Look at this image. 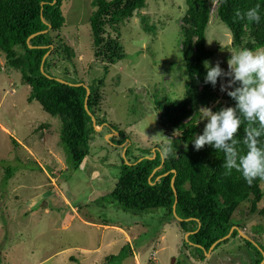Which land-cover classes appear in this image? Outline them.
Listing matches in <instances>:
<instances>
[{"label":"rangeland","instance_id":"obj_1","mask_svg":"<svg viewBox=\"0 0 264 264\" xmlns=\"http://www.w3.org/2000/svg\"><path fill=\"white\" fill-rule=\"evenodd\" d=\"M92 1L67 0L61 8L66 20L61 36L73 48L75 58L53 73L64 77L67 70L64 78L68 81L90 84L103 76L104 64L92 48ZM208 1L211 18L206 45L217 50L209 61L213 66L219 62L227 71L231 53L241 48L232 46L230 30L216 15L218 0ZM186 10V0H147L146 9L121 26L126 58L109 66L99 116L130 137L126 140L130 162L143 156L142 150L152 153L157 148L166 158V148L179 138L157 104L166 97L177 101L185 97L188 76L181 25ZM142 16L155 33L143 30ZM5 63L0 53V264H75L72 257L79 264H102L127 244L134 257L122 264H252L253 254L241 237L200 261L202 254L188 243V234L176 221H165L163 210L133 213L122 209L110 195L125 160L124 138L107 140V127L96 131L89 156L74 169L61 143L60 118L46 113L38 102L29 103L30 86L20 72L5 69ZM204 123L200 122L199 135ZM6 170L13 175L7 182ZM259 208H264V201ZM250 209L249 203L242 205L233 223L246 227L243 234L264 241V231L253 230L255 225L264 229V221Z\"/></svg>","mask_w":264,"mask_h":264},{"label":"trees","instance_id":"obj_2","mask_svg":"<svg viewBox=\"0 0 264 264\" xmlns=\"http://www.w3.org/2000/svg\"><path fill=\"white\" fill-rule=\"evenodd\" d=\"M66 1L0 0V53L6 60L5 69L20 72L22 81L30 86L28 102H38L46 113L60 118L61 143L72 160L73 168L78 169L89 156L90 141L96 133L92 116L85 108L86 87L91 90L88 107L97 127L107 125L109 132H118L124 140L130 139L117 126L105 118L100 119L99 114L105 103L103 88L109 66L126 58L121 45V26L146 9L147 0L92 1L94 10L89 18L92 48L95 58L104 66L102 78L90 84L83 80L68 81L64 78L68 77L66 69L64 77L53 73L62 63L71 64L75 58L73 48L61 36L66 24L61 8ZM186 5L181 25V52L188 76L185 97L182 101L166 97L164 103L157 104L168 126L180 134L179 138L169 146L172 150L167 152L166 158L158 148L160 151L155 154L142 150L144 155L130 162L127 158L131 149L128 148L121 174L110 197L122 209L133 213L163 210L165 221H176L183 233L189 234L187 241L201 252L200 261L216 242L236 227L231 237L219 243L213 251L241 237L245 248L253 254L252 264H261L264 260V241L256 236L247 235L250 240L243 238L239 231L246 232V227L233 223V218L242 205L249 203L251 214L258 213L264 221V208H259L264 201V180L257 178L249 185L240 173L235 170L229 173L223 167L222 152L207 145L197 151L191 143L200 133L201 108L210 107L218 111L222 107H234L235 101L220 92L219 81L216 88L204 84V61L211 60L217 53V50H209L206 45V31L211 18L209 1L186 0ZM257 5L261 14L259 23L241 18L247 10ZM238 12L241 16H237ZM216 15L230 30L234 48L254 52L264 49V0H218ZM145 19L141 17L143 30L155 33V27L145 23ZM35 34L38 35L31 38ZM57 78L74 85L60 83ZM103 115L107 116L106 113ZM247 127L246 122L242 123L235 136L241 152L244 151L242 140ZM12 140L14 146L19 147ZM260 142L264 145V136ZM154 155L155 159L146 158H153ZM162 160V168L150 179ZM5 174V182L12 179L10 171L6 170ZM174 189L177 192L175 213ZM253 230L264 231L259 225H255ZM129 257H134V253L127 244L119 255L107 257L102 264H122ZM70 261L79 264L73 257Z\"/></svg>","mask_w":264,"mask_h":264},{"label":"clouds","instance_id":"obj_3","mask_svg":"<svg viewBox=\"0 0 264 264\" xmlns=\"http://www.w3.org/2000/svg\"><path fill=\"white\" fill-rule=\"evenodd\" d=\"M237 16L241 14L238 12ZM241 18L259 23V5L247 10ZM227 63L225 71L219 62L213 66L210 61H204V84L216 88L219 81L220 92L234 100L235 106L222 107L218 111L201 108L199 122H205L203 132L191 143L197 151L207 145L222 152L223 167L229 173L237 171L251 185L257 178L264 180V145L260 142L264 136V51L237 50L231 53ZM245 122L248 127L244 131V151L241 152L235 136ZM171 150V147L166 148L167 152Z\"/></svg>","mask_w":264,"mask_h":264},{"label":"water","instance_id":"obj_4","mask_svg":"<svg viewBox=\"0 0 264 264\" xmlns=\"http://www.w3.org/2000/svg\"><path fill=\"white\" fill-rule=\"evenodd\" d=\"M42 33H46V32H42ZM36 35H38V34L33 35L31 38L35 37ZM31 38L28 40V43L30 42ZM46 58H47V56L44 58L43 61H45ZM41 69H42V72L44 73V68H43V66H42ZM44 74H45V73H44ZM48 77H49V78H52V77H50V76H48ZM56 80H57L58 82H60V83H63V84L74 85V84H71V83H69V82H66V81H64V80H62V79H59V78H57ZM81 85H82V84H76L75 86H81ZM86 90H87V95H86V99H85V108H86L87 112L90 114V116H92V122H93L94 128L96 129L97 132H101V131H103V129L105 128V126L107 127V125H103V126H101V127L98 129V127H97V123H96V119H95V117L90 113V110H89V107H88V100H89V97H90V95H91V90H90L88 87H86ZM114 135L118 137L120 134H119L118 132H114V131H113L110 135L107 136V140H109V138H112ZM127 143H128V142H126V144H127ZM126 144H125V145H126ZM125 145L122 146V147H123V150H124V154H123V157H124V158H125V153H126V151H127V146H125ZM155 157H156V155H154L153 158H151V157H146V158H148V159H155ZM140 161H141V160H140ZM163 163H164V160H162V164H161V166L153 172V174H152V176L150 177V179H152V177L155 175V173H156L158 170H160V169L162 168ZM126 164H127V165H130V163H128V162H126ZM166 175H168V174H166ZM160 178H161V177L157 178L156 181H158ZM172 186H174V179H173V181H172ZM174 192H175L176 200H175V204H174L173 208H174V213H175V211H176V206H177V192H176L175 189H174ZM236 229H237V228L234 227V228L231 230V232H230L225 238H223V239L219 240L218 242H216V243L210 248L209 252H207V255H210V253L214 250V248H215L219 243H221V242H223V241L229 239V238L231 237V235L233 234V232H234ZM239 232H240V234H241V236H242L243 238H245V239H247V240H250L249 237H248L247 235L243 234L241 231H239ZM188 236H189V234L187 235V237H188ZM263 254H264V253H263ZM261 264H264V260L262 261Z\"/></svg>","mask_w":264,"mask_h":264},{"label":"flooded vegetation","instance_id":"obj_5","mask_svg":"<svg viewBox=\"0 0 264 264\" xmlns=\"http://www.w3.org/2000/svg\"><path fill=\"white\" fill-rule=\"evenodd\" d=\"M109 133L111 134V132H109ZM114 136H115V135H114ZM114 136H113V137H114ZM116 137H117V136H116ZM118 137H120V135H119ZM126 142H128V141L124 140L123 145H125ZM128 144H129V142H128L125 146H128ZM123 145H122V146H123ZM122 148H123V147H122ZM159 151H160V149L157 148V149H154V150L152 151V153L155 154L156 152H159Z\"/></svg>","mask_w":264,"mask_h":264},{"label":"crops","instance_id":"obj_6","mask_svg":"<svg viewBox=\"0 0 264 264\" xmlns=\"http://www.w3.org/2000/svg\"><path fill=\"white\" fill-rule=\"evenodd\" d=\"M108 228H109V227H108V226H106L104 229H108ZM120 231H121V229H120ZM127 240H128V241H130V239H129V238H128Z\"/></svg>","mask_w":264,"mask_h":264}]
</instances>
